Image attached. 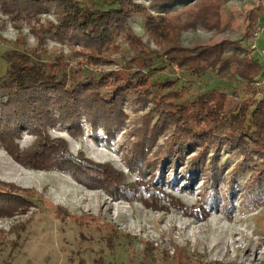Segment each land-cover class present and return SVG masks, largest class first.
Here are the masks:
<instances>
[{"label": "trees", "instance_id": "1", "mask_svg": "<svg viewBox=\"0 0 264 264\" xmlns=\"http://www.w3.org/2000/svg\"><path fill=\"white\" fill-rule=\"evenodd\" d=\"M145 1L102 0L95 6L81 0H0V15L14 25L26 23L42 49L51 39L83 60L66 72L6 57L0 75V148L23 168L67 172L114 201L140 202L157 212L168 211L167 202L204 221L219 210L230 212L236 203L250 211L264 206V64L255 55L258 37L264 38V0L246 12L241 38L191 47L181 45L182 33L224 34L233 25L232 3L243 0ZM51 8L54 21L41 23ZM134 16L142 18L158 51L134 34ZM123 43L128 56L117 69L81 68L109 66L108 57ZM174 68L196 78L213 73L221 88L185 100L189 88L156 78ZM126 108L140 114L129 130ZM85 123L90 137L98 143L101 131L108 146L124 129L123 159L137 181L127 183L109 163L93 162L82 152L72 155L64 140L49 136V130L65 127L69 136L81 137ZM24 133L35 139L21 149ZM178 185L190 192L200 187L199 207H187L165 191ZM32 197V190L0 180V218L26 215L34 207ZM183 257L177 264L189 263Z\"/></svg>", "mask_w": 264, "mask_h": 264}, {"label": "rangeland", "instance_id": "2", "mask_svg": "<svg viewBox=\"0 0 264 264\" xmlns=\"http://www.w3.org/2000/svg\"><path fill=\"white\" fill-rule=\"evenodd\" d=\"M95 6L102 0H81ZM147 4L145 0H138ZM257 0L235 1L232 7L233 25L222 35L196 31L182 33L181 45L191 47L195 42L211 45L224 39H239L245 28L246 12L256 6ZM53 8L40 16L41 23L54 21ZM0 75L7 68L6 57L17 61L36 62L47 70L75 71L83 62L77 53L63 44L48 39L44 49L29 26L24 22L14 25L0 15ZM134 34L158 51L152 37L142 26V18L130 21ZM263 36L257 39V53L264 48ZM127 45L108 59L109 66L87 67L83 71H110L127 58ZM260 53V52H259ZM260 61L264 64V58ZM159 79L177 80L179 86L189 88L184 99L191 100L212 87L221 88L213 73L201 77L181 75L177 69H168L157 75ZM129 119L126 129L133 126L137 114L126 108ZM52 139L64 140L72 155L79 152L96 163H109L121 172L127 183L137 181V173L124 163L127 133L121 130L111 146L104 142L101 131L99 142L90 137L89 126L84 134L73 138L65 127L49 130ZM34 136L24 133L19 147L33 145ZM226 156L223 155L222 160ZM230 161L235 159L230 157ZM245 178V177H243ZM0 180L32 190L33 209L24 216L0 218V264H177L187 257L185 264H264V206L250 211L239 204L232 210L211 213L204 221L185 216L180 210L163 204L168 211L157 212L133 201H114L102 190H90L80 185L69 173L34 171L15 163L0 148ZM180 185V184H179ZM177 186L165 189L187 207H199L202 191L198 185L192 192ZM14 227L13 231L10 229ZM118 235L115 237V235ZM179 251V254H176ZM175 252V254H174ZM179 255V256H178Z\"/></svg>", "mask_w": 264, "mask_h": 264}, {"label": "built area", "instance_id": "3", "mask_svg": "<svg viewBox=\"0 0 264 264\" xmlns=\"http://www.w3.org/2000/svg\"><path fill=\"white\" fill-rule=\"evenodd\" d=\"M259 52H260V53H258V56L260 57V59H261V57L264 58V51H259ZM262 81L264 82V78H263Z\"/></svg>", "mask_w": 264, "mask_h": 264}]
</instances>
